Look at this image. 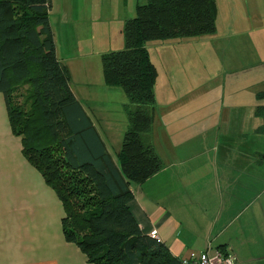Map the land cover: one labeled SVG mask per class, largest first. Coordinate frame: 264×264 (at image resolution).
<instances>
[{
  "label": "trees",
  "instance_id": "obj_1",
  "mask_svg": "<svg viewBox=\"0 0 264 264\" xmlns=\"http://www.w3.org/2000/svg\"><path fill=\"white\" fill-rule=\"evenodd\" d=\"M51 8L52 0H0V92L24 156L62 203L65 239L92 264H182L130 207L131 183L165 166L153 143L158 69L147 43L215 32L217 0L140 2L124 22V48L102 55L104 83L128 97L117 161L57 55Z\"/></svg>",
  "mask_w": 264,
  "mask_h": 264
},
{
  "label": "rangeland",
  "instance_id": "obj_2",
  "mask_svg": "<svg viewBox=\"0 0 264 264\" xmlns=\"http://www.w3.org/2000/svg\"><path fill=\"white\" fill-rule=\"evenodd\" d=\"M77 1L72 16L85 18L83 24L87 26L80 28L74 37L73 42L78 44L76 49L86 51L88 48L87 51L95 53L105 47L103 42L107 43L104 41L107 33L112 49H123L125 43L121 27L126 18L136 14L131 0ZM61 5V0H52L50 11L53 35L59 43L63 38ZM217 7L215 32L147 43L159 74L157 129L160 124H169L168 132L178 135L180 141L191 136L201 139L208 136L204 147L212 153L217 150L215 141L219 134L221 143L226 142L224 134L231 129L238 131L235 125L246 124L248 131L259 120L264 125V116L256 118L254 115L257 107L264 105V0H217ZM102 75L98 69L89 77L94 89L86 90L80 79L73 80L71 86L83 100L105 140H110L109 146L115 153L127 128L124 103L128 97L121 88L114 87V91L102 88ZM21 91L22 101L24 89L17 93L20 95ZM249 135H254V132ZM255 148L264 150L263 138L257 144L248 142V151ZM9 209L13 214H23L27 221L30 218L27 227L30 229L22 231V240L31 245L37 243L35 239H29L32 238L31 231L38 225L41 228L35 236L41 244L45 242L44 231L54 237L58 234L67 241L60 199L39 170L24 156L21 138L11 129L5 98L0 92L1 248L14 247L18 238V224L9 217L2 218Z\"/></svg>",
  "mask_w": 264,
  "mask_h": 264
},
{
  "label": "crops",
  "instance_id": "obj_3",
  "mask_svg": "<svg viewBox=\"0 0 264 264\" xmlns=\"http://www.w3.org/2000/svg\"><path fill=\"white\" fill-rule=\"evenodd\" d=\"M140 1L131 0L133 11ZM75 2L61 0L63 38L59 43L55 37L57 55L69 69L71 84L80 79L86 90L94 89L89 77L98 69L103 73L102 55L115 49H112L109 33L104 40L107 43L103 42L104 48L109 47L107 51L101 48L94 53L87 51L88 48L86 51L76 49L78 44L73 42L74 37L87 25L83 24L85 18L72 16L79 1ZM100 84L106 91H114V87L104 83L103 75ZM74 91L91 117L83 100ZM254 115L263 118L264 105L260 114L256 111ZM156 119L155 113V122ZM262 123L259 120L250 131L246 124L235 125L238 131L226 132L227 141L223 143L219 134L215 153L204 147L208 136L203 139L191 136L180 141L178 135L168 132L169 124H160L157 129L154 123L153 143L165 166L146 181L131 183L134 198L130 207L142 230L150 234L156 229L159 239L179 258L207 250L214 255L217 249H229L237 255V264H264V150L247 149L249 141L257 144L264 139ZM94 125L117 161L119 150L113 153L110 140L107 142L95 122ZM253 132L254 135H249ZM11 211H5L2 218L9 217L18 224V238L14 247H0V264H92L77 245L58 234L54 237L44 231L45 242L41 244L35 236L41 228L39 225L31 231L32 238L29 239H35L37 245L22 240V231L30 229L27 228L30 218L27 221L23 214Z\"/></svg>",
  "mask_w": 264,
  "mask_h": 264
},
{
  "label": "built area",
  "instance_id": "obj_4",
  "mask_svg": "<svg viewBox=\"0 0 264 264\" xmlns=\"http://www.w3.org/2000/svg\"><path fill=\"white\" fill-rule=\"evenodd\" d=\"M150 235L159 239V234L156 229L151 231ZM181 259L182 264H237L238 262L237 255L229 249H217L214 255H211L208 250L201 251Z\"/></svg>",
  "mask_w": 264,
  "mask_h": 264
}]
</instances>
